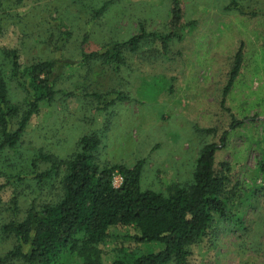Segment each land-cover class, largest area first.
<instances>
[{"label": "rangeland", "instance_id": "374dc122", "mask_svg": "<svg viewBox=\"0 0 264 264\" xmlns=\"http://www.w3.org/2000/svg\"><path fill=\"white\" fill-rule=\"evenodd\" d=\"M171 2L0 0V77L9 102H23V94L9 80L10 60L3 50H15L23 67L55 62L59 90L50 105L40 106L15 148L0 150V258L15 244L2 225L21 220L31 205L39 208L57 194L55 186L29 179L7 184L10 176L29 175L39 152L66 160L82 136L95 134L101 166L131 167L141 161V189L166 194L173 183L192 182L201 148L208 143L219 146L225 133L224 146L215 153V169L229 164L230 186L240 189L236 202L243 201L239 211L251 228L248 242L257 251L240 250L239 233L216 218L214 229L191 246L187 263L264 264V174L258 168L264 159V0H179L184 25L164 51L159 40L149 37L138 53L126 56L127 65L119 72L100 62H92L86 71L79 63L81 54L124 42L140 29L168 34ZM240 45L241 68L222 106V91ZM117 92L131 100L115 102L106 111L90 98ZM233 118L244 124L230 128ZM47 166L38 163L39 171ZM119 183L116 175L114 184ZM98 249L104 263L120 255L110 244ZM79 263L68 253L58 261Z\"/></svg>", "mask_w": 264, "mask_h": 264}, {"label": "trees", "instance_id": "16d2710c", "mask_svg": "<svg viewBox=\"0 0 264 264\" xmlns=\"http://www.w3.org/2000/svg\"><path fill=\"white\" fill-rule=\"evenodd\" d=\"M171 6L172 31L168 34L161 36L140 29L139 34L124 42L81 54L79 63L85 68L92 62H100L119 72L127 65L126 56L138 53L149 37L159 40L164 51L172 39H178V31L184 25L179 0H172ZM231 7L239 9L238 4L232 3ZM3 54L10 60L9 80L23 94V102L10 103L6 82L0 77V150H12L40 106L50 105L59 90L55 89V62L37 61L23 67L15 50H3ZM242 56L240 45L222 91V106L239 74ZM90 98L101 111L115 102L131 100L121 92L109 96L92 94ZM243 124L244 121L233 118L230 128ZM225 137L224 133L219 146L208 143L201 148L189 185L173 183L166 194L141 189V161L131 167L101 166L96 157L100 139L95 134L82 136L77 150L66 160L39 152L31 163L32 172L27 176H10L7 184L29 179L37 185L55 186L57 194L39 208L31 205L21 220L2 225V231L15 244L0 262L58 264L60 257L68 253L75 255L79 264H188L191 246L214 229L216 218L239 233L240 250L246 247L257 251L248 242L251 228L239 211L243 201L236 202L241 197L240 189L237 185L230 186L229 164L220 163L215 169V153L224 146ZM39 162L47 163V168L39 171ZM258 168L264 174V159L258 162ZM116 175L121 179L118 186L113 182ZM250 193L252 198L255 192ZM106 244L120 249V255L109 263L102 261L98 249Z\"/></svg>", "mask_w": 264, "mask_h": 264}, {"label": "built area", "instance_id": "2783aa9c", "mask_svg": "<svg viewBox=\"0 0 264 264\" xmlns=\"http://www.w3.org/2000/svg\"><path fill=\"white\" fill-rule=\"evenodd\" d=\"M120 178V177H119ZM121 180V179H120ZM114 182V181H113ZM115 185V184H114ZM116 186V185H115ZM118 186V185H117Z\"/></svg>", "mask_w": 264, "mask_h": 264}]
</instances>
